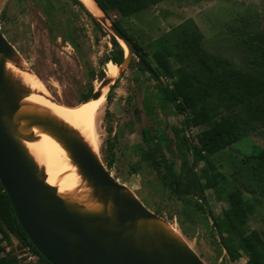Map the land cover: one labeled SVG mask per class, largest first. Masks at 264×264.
Segmentation results:
<instances>
[{
  "label": "rangeland",
  "instance_id": "374dc122",
  "mask_svg": "<svg viewBox=\"0 0 264 264\" xmlns=\"http://www.w3.org/2000/svg\"><path fill=\"white\" fill-rule=\"evenodd\" d=\"M110 15L145 48L144 56L159 78L141 70L137 57L120 70L119 83L110 95V89L105 93L102 104L99 163L175 229L205 264H248L243 250L236 261L226 251L225 243L232 244L238 234H255L253 256L263 257L264 169L246 157L264 151V127L251 119L246 107L228 108L217 97L198 101L195 110L207 109L212 122L194 127L191 113L178 116L163 101L160 88L173 81L155 63L150 44L193 20L210 54L251 72L241 41L264 30V0H166L127 19L116 11ZM100 24L103 31L72 0H0L2 34L45 94L66 109L91 103L92 98L82 101L93 97L105 76L116 70L106 62L114 53L110 22ZM225 121L238 139L220 153L196 161L192 148H200L199 134ZM172 167L179 191L173 189ZM235 193L242 197L245 208L241 206L240 214L245 221L236 228L238 233H231L225 215ZM0 230L2 255L14 264H32L29 247L11 218L2 220Z\"/></svg>",
  "mask_w": 264,
  "mask_h": 264
},
{
  "label": "water",
  "instance_id": "95a60500",
  "mask_svg": "<svg viewBox=\"0 0 264 264\" xmlns=\"http://www.w3.org/2000/svg\"><path fill=\"white\" fill-rule=\"evenodd\" d=\"M94 18L103 24L110 22L105 15L104 20ZM110 25L114 37L127 48L120 67L125 70L137 57L136 50ZM16 57L14 47L0 29V184L18 224L48 264H205L108 173L74 131L52 118L19 112L23 92L5 71L6 61ZM137 59L143 70L154 75L142 58ZM20 122L24 125L19 126ZM34 126L66 147L90 181L94 195L111 207L109 210L84 211L60 198L56 188L47 184L17 140L20 132Z\"/></svg>",
  "mask_w": 264,
  "mask_h": 264
},
{
  "label": "trees",
  "instance_id": "16d2710c",
  "mask_svg": "<svg viewBox=\"0 0 264 264\" xmlns=\"http://www.w3.org/2000/svg\"><path fill=\"white\" fill-rule=\"evenodd\" d=\"M94 1L112 25L126 39L132 42L136 50V56L142 58L143 62L150 66L144 56L145 48L133 41L123 29L120 22L113 20L110 14L116 11L121 18L127 19L149 8H153L166 0ZM72 2L86 12L94 24L103 31L100 22L92 16L79 0H72ZM111 43L114 47V53L106 62L120 69L125 60L126 53L114 36H111ZM241 44L247 53V61L248 65L251 66V72L237 69L227 60L210 54L204 45V36L198 30L193 20H188L176 32L172 33L171 31L156 39L150 44L152 57L164 74L168 75L173 81L171 86H163L160 88L163 101L167 106H172L178 116L191 113L190 123L194 127L202 126L210 121L212 122V117L209 115L207 109L202 108L199 112L195 111L198 101L211 97H217L228 108L246 107L251 119L257 122L259 126L264 127V30L247 36L241 41ZM138 67L143 70L139 64ZM153 71V77L157 80L159 76L155 70ZM122 74L123 72H121L120 77ZM120 77L111 86L108 95L116 88ZM91 98L92 96L87 97L82 102H86ZM226 125H228L226 121L220 122L199 134L200 148H192L196 161L220 153L238 139L239 136L234 134L235 130H228ZM246 161L251 162L258 168L264 169V151L258 155L246 157ZM170 175L173 189L179 191V178L173 167L171 168ZM213 177L217 182L218 175H214ZM230 203L232 204V208L226 213L225 217L230 232L232 230V232L236 233V228L243 226L245 221L240 214V211L245 207L243 206L244 203L239 193L231 194ZM7 218H11L17 227L21 240L28 245L33 254H37V261L32 264L40 262V264H48L33 247L18 224L9 198L0 184V224L2 220H8ZM0 234H2L1 230ZM232 239L234 241L232 244L225 243L226 251L232 260L236 261L240 258V250H243L249 256L248 264H264V256L260 258L253 256V250L257 246L255 234H249L244 237L238 234ZM3 252L4 248L0 244V255ZM0 264L14 263L8 257H0Z\"/></svg>",
  "mask_w": 264,
  "mask_h": 264
},
{
  "label": "bare ground",
  "instance_id": "6f19581e",
  "mask_svg": "<svg viewBox=\"0 0 264 264\" xmlns=\"http://www.w3.org/2000/svg\"><path fill=\"white\" fill-rule=\"evenodd\" d=\"M84 7L97 19L104 20L103 12L94 0H79ZM96 15V16H95ZM122 46L127 48L122 42ZM109 73L99 90L93 95L92 102L83 104L77 109H66L51 100L42 90L44 87L38 78L30 74L20 57L8 59L5 64L7 76L22 90L23 99L20 113L52 118L74 131L78 138L91 150L94 155L99 153V118L101 116L106 92L113 86L120 69ZM24 123L20 122L19 126ZM32 136V137H31ZM31 161L34 162L41 174H44L48 185L56 188L58 196L87 212L101 213L111 207H106L103 201L94 195L90 181L82 174L72 159L66 147L54 136L38 126L20 132L17 138ZM161 226L176 238L179 233L168 224L160 221Z\"/></svg>",
  "mask_w": 264,
  "mask_h": 264
},
{
  "label": "built area",
  "instance_id": "2783aa9c",
  "mask_svg": "<svg viewBox=\"0 0 264 264\" xmlns=\"http://www.w3.org/2000/svg\"><path fill=\"white\" fill-rule=\"evenodd\" d=\"M27 250L29 251L28 254H30V257L28 258V260L32 261V263H35V261H37V256L33 255V253H32L30 248H28ZM30 251H31L32 254L30 253Z\"/></svg>",
  "mask_w": 264,
  "mask_h": 264
},
{
  "label": "crops",
  "instance_id": "0c3cea01",
  "mask_svg": "<svg viewBox=\"0 0 264 264\" xmlns=\"http://www.w3.org/2000/svg\"><path fill=\"white\" fill-rule=\"evenodd\" d=\"M164 2H165V1H164ZM164 2H161V3L157 4L155 7H157L158 5H161V4L163 5ZM153 8H154V7H153ZM150 9H152V8H149V9L143 11V12L149 11ZM141 13H142V12H141ZM2 254H3V253H2ZM2 254L0 255V257H5V256L2 255Z\"/></svg>",
  "mask_w": 264,
  "mask_h": 264
}]
</instances>
